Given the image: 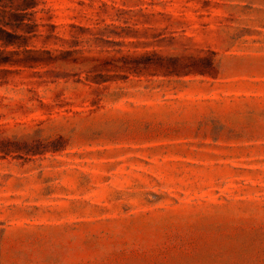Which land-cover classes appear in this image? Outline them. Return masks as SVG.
Masks as SVG:
<instances>
[{
	"label": "rangeland",
	"instance_id": "rangeland-1",
	"mask_svg": "<svg viewBox=\"0 0 264 264\" xmlns=\"http://www.w3.org/2000/svg\"><path fill=\"white\" fill-rule=\"evenodd\" d=\"M0 264H264V0H0Z\"/></svg>",
	"mask_w": 264,
	"mask_h": 264
}]
</instances>
